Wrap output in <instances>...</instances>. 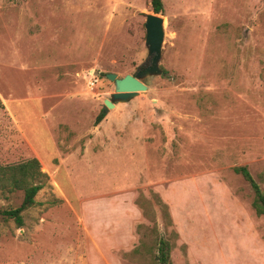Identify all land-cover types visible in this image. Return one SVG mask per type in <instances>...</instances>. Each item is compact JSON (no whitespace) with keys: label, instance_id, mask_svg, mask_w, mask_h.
I'll return each mask as SVG.
<instances>
[{"label":"rangeland","instance_id":"1","mask_svg":"<svg viewBox=\"0 0 264 264\" xmlns=\"http://www.w3.org/2000/svg\"><path fill=\"white\" fill-rule=\"evenodd\" d=\"M162 3L165 72L120 102L106 73L145 63L150 0H0V164L48 176L21 226L0 191V264H152L159 237L172 264H264L233 170L264 192V0Z\"/></svg>","mask_w":264,"mask_h":264},{"label":"trees","instance_id":"2","mask_svg":"<svg viewBox=\"0 0 264 264\" xmlns=\"http://www.w3.org/2000/svg\"><path fill=\"white\" fill-rule=\"evenodd\" d=\"M151 9L155 13L163 12L162 0H150ZM163 72L164 69L161 68ZM0 102V108H2ZM104 117V111L101 110L94 119V123H99ZM235 173L240 174L253 189L254 196L252 207L257 215L264 213V192L261 191L256 181L252 178L246 166H236L233 168ZM48 176L41 170L40 162L36 157L28 158L17 163L0 164V191L22 192V199L18 206L5 209L2 214L11 218L19 226L23 224L22 211L35 204L36 193L46 184ZM164 216L168 214L164 211ZM156 252L153 254L152 264H172L169 258V252L172 244L165 238L159 237L155 243Z\"/></svg>","mask_w":264,"mask_h":264},{"label":"water","instance_id":"3","mask_svg":"<svg viewBox=\"0 0 264 264\" xmlns=\"http://www.w3.org/2000/svg\"><path fill=\"white\" fill-rule=\"evenodd\" d=\"M144 18L146 61L133 74L127 73L123 76H118L115 72L106 73V78L114 85V90L111 93L112 100L124 102L130 99L138 91L146 89V85L143 82L145 77L163 74L159 66L163 39V18L161 14L153 11L146 13ZM112 106L113 103L110 100H104L103 109L106 110Z\"/></svg>","mask_w":264,"mask_h":264},{"label":"built area","instance_id":"4","mask_svg":"<svg viewBox=\"0 0 264 264\" xmlns=\"http://www.w3.org/2000/svg\"><path fill=\"white\" fill-rule=\"evenodd\" d=\"M89 84L94 85L97 82V78L94 77L93 75L89 78Z\"/></svg>","mask_w":264,"mask_h":264},{"label":"crops","instance_id":"5","mask_svg":"<svg viewBox=\"0 0 264 264\" xmlns=\"http://www.w3.org/2000/svg\"><path fill=\"white\" fill-rule=\"evenodd\" d=\"M108 217V216H107Z\"/></svg>","mask_w":264,"mask_h":264}]
</instances>
